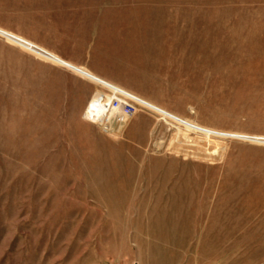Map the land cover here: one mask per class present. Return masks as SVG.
Here are the masks:
<instances>
[{
  "label": "rangeland",
  "instance_id": "rangeland-1",
  "mask_svg": "<svg viewBox=\"0 0 264 264\" xmlns=\"http://www.w3.org/2000/svg\"><path fill=\"white\" fill-rule=\"evenodd\" d=\"M37 21L181 124L87 120ZM0 264H264V0H0Z\"/></svg>",
  "mask_w": 264,
  "mask_h": 264
},
{
  "label": "built area",
  "instance_id": "built-area-1",
  "mask_svg": "<svg viewBox=\"0 0 264 264\" xmlns=\"http://www.w3.org/2000/svg\"><path fill=\"white\" fill-rule=\"evenodd\" d=\"M94 82L97 84L98 89L95 90L86 109L85 118L93 123L99 124L108 132H114L116 125L122 127L133 116L147 109L173 120L163 113L157 112L148 107L145 104V101L147 100L144 101L143 98L108 80L103 79ZM173 121L181 124L176 120Z\"/></svg>",
  "mask_w": 264,
  "mask_h": 264
},
{
  "label": "crops",
  "instance_id": "crops-1",
  "mask_svg": "<svg viewBox=\"0 0 264 264\" xmlns=\"http://www.w3.org/2000/svg\"><path fill=\"white\" fill-rule=\"evenodd\" d=\"M58 25V21H47L44 24L37 21L34 29L37 32L46 31L47 33L50 32V34H46L42 37L38 33L30 32L28 38L33 40L35 39L40 42V44H43V46L49 48L52 52L59 55L61 58L78 66L85 67L95 75L106 80L107 75L104 70L94 64L91 58L93 55L97 54V47L99 46L100 41L95 40L92 36L87 38H80L72 34L67 36H58Z\"/></svg>",
  "mask_w": 264,
  "mask_h": 264
},
{
  "label": "bare ground",
  "instance_id": "bare-ground-1",
  "mask_svg": "<svg viewBox=\"0 0 264 264\" xmlns=\"http://www.w3.org/2000/svg\"><path fill=\"white\" fill-rule=\"evenodd\" d=\"M94 81H98V80L95 79Z\"/></svg>",
  "mask_w": 264,
  "mask_h": 264
}]
</instances>
